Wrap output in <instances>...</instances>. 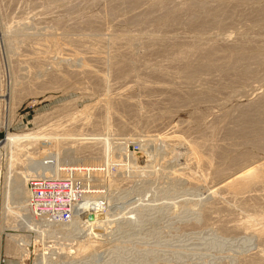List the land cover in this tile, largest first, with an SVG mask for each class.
<instances>
[{"label": "rangeland", "instance_id": "1", "mask_svg": "<svg viewBox=\"0 0 264 264\" xmlns=\"http://www.w3.org/2000/svg\"><path fill=\"white\" fill-rule=\"evenodd\" d=\"M261 100L264 0H0V141L36 133L18 170L85 193L54 237L0 222L1 264H264V184L225 186L264 167ZM172 230L176 249L151 246Z\"/></svg>", "mask_w": 264, "mask_h": 264}, {"label": "bare ground", "instance_id": "2", "mask_svg": "<svg viewBox=\"0 0 264 264\" xmlns=\"http://www.w3.org/2000/svg\"><path fill=\"white\" fill-rule=\"evenodd\" d=\"M154 2V1H153ZM164 2V1H163ZM186 5V4H185ZM199 5V4H198ZM209 7V6H208ZM257 7V6H256ZM143 8V7H142ZM158 8V7H157ZM156 8V9H157ZM262 12V11H261ZM167 13V12H166ZM206 14V13H205ZM256 14V13H255ZM248 39V38H247ZM48 41V40H47ZM54 41V40H53ZM255 41V39H254ZM257 41V40H256ZM51 44V43H50ZM42 45V44H41ZM227 48V47H226ZM212 49V48H211ZM208 50V49H207ZM51 53V52H50ZM245 53V52H244ZM254 55V54H253ZM233 56V55H232ZM235 56V55H234ZM252 57V56H251ZM246 59V58H245ZM232 60V59H231ZM191 69V68H190ZM194 70V69H193ZM188 74H190V71L188 72ZM190 77V76H189ZM257 101V100H256ZM259 102V101H258ZM252 103V102H251ZM250 103V104H251ZM111 104V102L109 101V105ZM258 104V103H257ZM256 105V104H254ZM259 107L264 108V100H261L259 102ZM243 112V111H242ZM250 114V113H249ZM259 114V113H258ZM257 115V114H256ZM243 116V115H241ZM240 116V117H241ZM246 116V115H245ZM244 117V116H243ZM247 120L244 117V121L247 123L249 122H257L259 119H261L262 117L258 118L259 116H257L256 119L246 116ZM249 117V118H248ZM237 120V119H236ZM77 121V120H76ZM179 122V121H178ZM236 124V123H235ZM252 124V123H251ZM250 125V124H248ZM237 127V126H236ZM248 127V126H247ZM245 127V128H247ZM259 127V126H258ZM257 127V129H258ZM256 128V127H255ZM244 129V128H243ZM248 129V128H247ZM253 129V128H252ZM246 130V129H245ZM244 131V130H243ZM259 131V130H258ZM249 133V131H248ZM251 133H254L253 135L257 136L260 135L259 133H256V131H253ZM245 134V133H244ZM241 135V134H240ZM248 135V134H247ZM252 135V134H251ZM226 136V135H225ZM246 136V134H245ZM228 137V136H227ZM241 137V136H240ZM236 138V137H235ZM259 139V137H257ZM256 138V139H257ZM36 139V133L30 132V133H24V134H9L7 133V135L5 136V138L3 140L0 141V144L2 143L3 149L2 152H0V156L4 155V189H3V194H2V199H0V222H1V229H4L5 227H10L11 229H21L23 230H37L36 232L39 233H44L46 234L48 237H54L55 233L58 229H62V227L64 225H68L69 223L73 222V220H70L68 223H64V222H60V221H56L53 222V228L54 230H51L52 227L50 226L51 224H49L48 222H45V219H40L39 217H34L32 215V211L28 208V204H27V199H28V187H27V181L30 177H38V176H49L50 175V171L48 170V168L45 165L42 166H38L36 167L35 165H33V168L31 169H27L25 168V170H18L21 168V166H24L25 164H28L30 162H33L34 159H36V157L34 155H31L33 152L30 150H25V148H23L26 144L27 147H29L30 145H45L46 142H39V144H36V141H32ZM232 139V138H231ZM234 139V138H233ZM249 139V138H248ZM236 140V139H235ZM262 141V140H259ZM248 142V141H247ZM49 143V142H48ZM261 143V142H258ZM233 144V143H232ZM250 144V143H249ZM125 146V145H124ZM26 147V148H27ZM225 147V146H224ZM28 149V148H27ZM30 149V148H29ZM32 149V148H31ZM125 149V147H124ZM33 150V149H32ZM125 153V152H124ZM154 153V152H153ZM119 154V153H118ZM121 156V155H120ZM156 157V156H155ZM121 158V157H119ZM132 157H129V160ZM2 159V158H1ZM249 159V158H248ZM121 160V159H119ZM133 160V159H132ZM240 160V159H239ZM247 160V159H246ZM2 161V160H1ZM106 161V160H105ZM162 161V160H161ZM160 161V162H161ZM232 161V160H231ZM129 162V161H128ZM107 164V163H106ZM135 164V163H134ZM104 165V164H102ZM132 165V164H131ZM231 165V164H230ZM233 165V164H232ZM231 165V166H232ZM235 165V164H234ZM1 166V164H0ZM104 167V166H103ZM105 168V167H104ZM159 168V167H158ZM124 169V168H123ZM122 169V170H123ZM232 169V168H231ZM122 172V171H121ZM125 172V171H124ZM139 172V171H138ZM123 173V172H122ZM163 173V172H162ZM120 175V174H119ZM122 175V174H121ZM108 176V175H106ZM104 176L103 179L101 180H105L104 182H109V178ZM219 176V175H218ZM115 180V179H114ZM77 182V181H76ZM103 182V183H104ZM264 184V167H256V168H250L247 170H244L243 172L239 173V174H235L232 176L227 177V180L225 182V186L228 188H231L233 190V192L235 193H244L246 191H248V188H250L252 185L254 184ZM79 185V184H78ZM224 185V184H223ZM261 185V184H260ZM254 187H258V186H254ZM80 188V187H79ZM231 190V191H232ZM230 191V190H229ZM250 192V191H249ZM235 195V194H234ZM232 196V195H231ZM238 196V195H237ZM217 197V196H216ZM10 214L12 216V218H9L7 215ZM7 217H6V216ZM42 223H46L48 225H43ZM264 228V227H262ZM261 230V229H260ZM264 230V229H262ZM261 230V231H262ZM2 231V230H1ZM28 232V231H27ZM30 232V231H29ZM264 232V231H262ZM40 235V234H39ZM36 236V235H35ZM213 236V235H212ZM9 237H12L14 243L12 244V249L14 247H17L21 249L22 252H26V247L28 245V238L25 236H11L9 235ZM85 237V236H84ZM165 239V238H164ZM169 239V238H168ZM91 240V239H90ZM211 242V244H208L210 246L209 249H211V247L213 248H224L219 244H216V242H218L219 240H221L220 238L217 237H210L209 239H207ZM176 241V240H175ZM216 241V242H215ZM30 242V241H29ZM208 242V243H210ZM213 242V243H212ZM77 244V249L76 251L80 252V251H84L86 249H88L91 244L92 241L90 243V241L88 239H81L78 240L76 242ZM164 244V243H163ZM232 245V244H231ZM158 246H160L158 244ZM236 246V245H235ZM161 247V246H160ZM167 247V246H166ZM226 247V246H225ZM76 248V247H75ZM170 248V247H169ZM176 248V247H175ZM208 248V247H207ZM240 248V247H239ZM172 249V248H171ZM75 251V252H76ZM153 251V250H152ZM151 251V252H152ZM175 251V250H174ZM173 251V252H174ZM21 254H24L22 253ZM150 252V251H149ZM168 252H170L168 250ZM172 252V255H174ZM177 252V251H176ZM159 254V253H158ZM171 254V253H170ZM43 256V255H42ZM41 254L40 256L37 257V259L34 261L35 264H42L41 261L43 258ZM175 256V255H174ZM195 256V255H194ZM49 258V256H48ZM177 258V257H175ZM44 260V259H43ZM130 260V258H129ZM128 261V260H127ZM50 262V261H49ZM128 263V262H127ZM46 264V262H45Z\"/></svg>", "mask_w": 264, "mask_h": 264}, {"label": "built area", "instance_id": "3", "mask_svg": "<svg viewBox=\"0 0 264 264\" xmlns=\"http://www.w3.org/2000/svg\"><path fill=\"white\" fill-rule=\"evenodd\" d=\"M136 145L133 149L137 150ZM28 187V208L32 211L34 217L45 219V222L51 224L60 221L68 223L80 216L77 212V204L83 200L84 192L78 189V185L70 175V170L64 176H34L27 181ZM95 209L105 210L104 203L98 201H89ZM83 218L82 216L78 219ZM77 223V222H76ZM43 225H48L42 223ZM71 227L70 230H73ZM5 261V257L0 255V264Z\"/></svg>", "mask_w": 264, "mask_h": 264}, {"label": "crops", "instance_id": "4", "mask_svg": "<svg viewBox=\"0 0 264 264\" xmlns=\"http://www.w3.org/2000/svg\"><path fill=\"white\" fill-rule=\"evenodd\" d=\"M150 236L152 237V240L153 239H156V238H159L156 241L154 240L156 242L155 244H153L154 241H151V246L159 247L158 244L161 245L163 243H166L167 246H170V248H168L169 250H171V248H173V249H176L177 248V245H178V237H179L178 236V232H173V230L171 232L170 231H167V232L152 231V233H151ZM164 238L166 239L164 242H159L160 239L163 240Z\"/></svg>", "mask_w": 264, "mask_h": 264}]
</instances>
